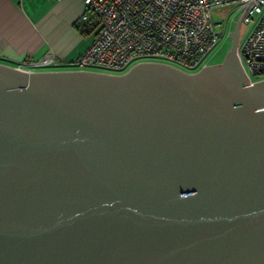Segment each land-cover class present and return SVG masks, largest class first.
<instances>
[{"label": "water", "instance_id": "obj_1", "mask_svg": "<svg viewBox=\"0 0 264 264\" xmlns=\"http://www.w3.org/2000/svg\"><path fill=\"white\" fill-rule=\"evenodd\" d=\"M239 28L196 72L0 63V264H264V78Z\"/></svg>", "mask_w": 264, "mask_h": 264}, {"label": "built area", "instance_id": "obj_2", "mask_svg": "<svg viewBox=\"0 0 264 264\" xmlns=\"http://www.w3.org/2000/svg\"><path fill=\"white\" fill-rule=\"evenodd\" d=\"M232 3L241 9L240 25L252 24L236 47L252 84L264 78V0H83V29L96 27V35L70 64L114 74L146 61L182 69L205 67L207 54L223 32L213 12ZM62 64L67 62L48 53L17 67L36 71Z\"/></svg>", "mask_w": 264, "mask_h": 264}, {"label": "crops", "instance_id": "obj_3", "mask_svg": "<svg viewBox=\"0 0 264 264\" xmlns=\"http://www.w3.org/2000/svg\"><path fill=\"white\" fill-rule=\"evenodd\" d=\"M83 0H0V63L18 66L48 53L66 67L93 41L82 32Z\"/></svg>", "mask_w": 264, "mask_h": 264}, {"label": "rangeland", "instance_id": "obj_4", "mask_svg": "<svg viewBox=\"0 0 264 264\" xmlns=\"http://www.w3.org/2000/svg\"><path fill=\"white\" fill-rule=\"evenodd\" d=\"M240 16H241V9L237 6L236 3L221 6L214 10L213 19L218 23V29L223 32L217 44L209 51V53L206 56L205 61L207 65H215V64L221 63L224 60L226 54L228 53V51L230 50L232 46V39L229 34L231 31L235 29L240 19ZM251 25L252 24H241L240 25L239 39H242L244 37V35L251 28ZM95 35H96V27L92 29L91 31H88L85 34V36H87L91 40L95 37ZM132 66L133 64H131L126 70L121 71L119 74L128 71ZM66 67H68V69H87V68L78 67L76 64H69ZM201 68H202V65L200 64L197 67H193L190 69H183V70L188 71V72H196ZM52 69H55V68L54 67H42L37 70H52ZM89 70L101 71V70H95V69H89ZM101 72H105V71H101Z\"/></svg>", "mask_w": 264, "mask_h": 264}, {"label": "trees", "instance_id": "obj_5", "mask_svg": "<svg viewBox=\"0 0 264 264\" xmlns=\"http://www.w3.org/2000/svg\"><path fill=\"white\" fill-rule=\"evenodd\" d=\"M82 32H84V33H87V32H88V30H85V29H83V30H82Z\"/></svg>", "mask_w": 264, "mask_h": 264}]
</instances>
